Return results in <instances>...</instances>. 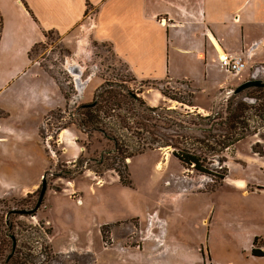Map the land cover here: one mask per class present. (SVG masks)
<instances>
[{"label":"rangeland","instance_id":"1","mask_svg":"<svg viewBox=\"0 0 264 264\" xmlns=\"http://www.w3.org/2000/svg\"><path fill=\"white\" fill-rule=\"evenodd\" d=\"M6 8V15L0 12L1 38L5 24L17 23ZM83 30L68 40L54 30L46 31L45 41L29 52L30 59L59 84L62 105L50 113L40 130L50 161L44 174L47 192L37 212L14 211L35 208L44 175L34 191L20 190L38 167L31 170L32 165H21V155L10 165V173H3L0 165V264L12 253L13 236L15 252L26 264H200L202 256L208 263L211 254L218 264L230 260L264 264L263 256L242 255L255 236L253 248L264 245L262 101L251 98L255 104L246 113L249 131L244 139L227 148L209 146L204 155L211 173H201L184 166L167 141L174 138L182 147H198L195 138L189 139L190 133L175 123L193 126L189 114L206 116L217 111L226 116L235 88L210 102L185 82H139L108 43L91 36L79 43L88 35ZM6 38H15L18 45L28 40L21 28L10 26ZM0 62L8 64L4 55ZM76 66L81 74L74 72ZM259 70L264 80V68ZM103 85L106 89L101 93L109 90L119 97L102 103L105 108L98 111L102 130L87 133L79 125V112L101 100L96 93ZM83 86L93 91L90 99L83 97ZM149 88L160 89L166 104L150 105L141 95ZM243 95L260 96L256 89ZM137 98H143V103ZM5 116L0 109V118ZM68 128L78 136L81 153L77 159L59 141V134ZM175 130L182 135H174ZM195 134L202 138L201 133ZM114 138L134 155L125 159L131 185L122 184L118 173L107 167L117 152L99 163L102 156L107 157L106 151L116 148ZM140 150L145 151L139 154ZM17 152L25 150L13 145V156Z\"/></svg>","mask_w":264,"mask_h":264},{"label":"crops","instance_id":"2","mask_svg":"<svg viewBox=\"0 0 264 264\" xmlns=\"http://www.w3.org/2000/svg\"><path fill=\"white\" fill-rule=\"evenodd\" d=\"M5 8L17 23L5 24L0 39V60L4 55L8 62H0V109L6 113L0 118V165L3 173H10V165L21 155V165H32L31 170L38 167L32 180L21 187L25 194L39 186L47 171L50 159L40 130L62 105L59 84L29 57L33 47L45 41L46 31L54 30L68 40L79 36L84 27L88 35L79 43H86L88 36L108 43L137 81L185 82L210 102L264 68V0H0L3 15ZM9 26L23 30L28 38L25 45L6 38ZM224 53H243L247 68L232 75L221 65ZM87 89L83 86L82 95L90 99L93 91ZM141 95L152 106L166 104L158 88L145 89ZM77 137L72 128L59 134L60 143L74 152V159L81 153ZM13 145L25 152L13 156ZM30 148L35 151L30 153ZM256 237L243 250L245 258L255 259ZM201 262L218 264L212 254L208 263L203 256Z\"/></svg>","mask_w":264,"mask_h":264},{"label":"trees","instance_id":"3","mask_svg":"<svg viewBox=\"0 0 264 264\" xmlns=\"http://www.w3.org/2000/svg\"><path fill=\"white\" fill-rule=\"evenodd\" d=\"M2 27L3 18L0 14V39ZM162 82L155 83L159 84ZM104 89H106L104 85L98 89L96 97H101V100L97 102L95 106H84V110L82 112H79L81 114V117L79 118V125L81 129L86 131L87 133L102 130L99 126V122L101 121L99 112L104 110L105 108L104 104L102 103L108 102L112 99L117 100V97H119V94L109 90H106L105 93H101V91ZM251 89H256L259 92L260 96L255 97L243 95V92L241 94H233L228 99L226 116H223L220 112L214 111L206 116H202L200 114H189L190 116H193V126L185 125L183 124V122H176L175 126L180 128L181 130H186V133H190L189 139L195 138V141L199 146L190 147L187 145L182 147V144L176 143L174 138H170L171 142L167 141V146L174 148L173 155L178 158L184 166L194 168L201 173H211L212 167L206 166V156L204 155V153L209 150V146L218 145L222 148H227L244 139L249 131V123H247L246 113L248 107L253 106L255 103H251L246 99L253 97L256 99V101H258L257 99H260L262 101V103H260V107H262V111H264V87ZM248 90L249 89L245 90L244 92ZM121 95L123 96V94ZM137 100L142 101V103L144 101L143 98H137ZM147 109H149L150 111H157L159 107H148ZM218 131H221V133ZM174 132V135L176 136L182 135L178 130H175ZM191 132L194 133L192 134ZM195 133H201L202 138H199ZM186 137L188 138L187 135ZM114 141L116 148L114 150L106 151L105 153L107 154V157L102 156L99 163L103 164L105 160L108 159L109 154L117 152L118 155L111 158L113 162L108 163L107 167L108 169H112L118 173L120 182L122 184L131 185V175L125 159L134 155L127 153V149L120 145V140L118 141L114 138ZM189 143L191 144V142ZM144 151L145 150H140L138 153H144ZM77 162L79 166L83 165V160L81 158H79ZM221 178L224 177L222 176ZM256 241L257 238L254 240V244H256ZM252 254L254 256L262 257L264 256V251L261 248H253ZM8 256L4 260H2L1 264H26V262H24V258L20 257L17 252H14L10 259H8Z\"/></svg>","mask_w":264,"mask_h":264},{"label":"water","instance_id":"4","mask_svg":"<svg viewBox=\"0 0 264 264\" xmlns=\"http://www.w3.org/2000/svg\"><path fill=\"white\" fill-rule=\"evenodd\" d=\"M74 72H77L78 74H81V70L79 69V66L74 69ZM261 73V71L259 70V68H257L254 73L252 74L251 78L244 81L242 84H240L238 87H236L233 90L234 94H241L242 92H244L247 89H251V88H262L264 87V80L262 78L259 77V74ZM247 101L251 102L254 101V99L251 98H247ZM46 176L44 175V179L41 185V189H40V195H39V199L38 202L35 206V208L27 210V209H23V210H15L14 212L19 213V214H25V215H30V214H34L35 212H37V210L41 207L46 192H47V180L45 178ZM13 239V250L12 253L8 256V259L11 258V256L13 255V253L15 252L16 246H17V240L15 239V237H12Z\"/></svg>","mask_w":264,"mask_h":264},{"label":"built area","instance_id":"5","mask_svg":"<svg viewBox=\"0 0 264 264\" xmlns=\"http://www.w3.org/2000/svg\"><path fill=\"white\" fill-rule=\"evenodd\" d=\"M220 61L222 67L225 68L232 75L240 74L248 66L247 58L243 53L241 54L224 53V56L220 54Z\"/></svg>","mask_w":264,"mask_h":264},{"label":"bare ground","instance_id":"6","mask_svg":"<svg viewBox=\"0 0 264 264\" xmlns=\"http://www.w3.org/2000/svg\"><path fill=\"white\" fill-rule=\"evenodd\" d=\"M222 56H224V54Z\"/></svg>","mask_w":264,"mask_h":264}]
</instances>
